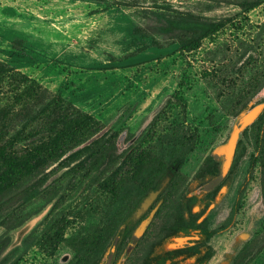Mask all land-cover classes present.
<instances>
[{"label": "rangeland", "instance_id": "374dc122", "mask_svg": "<svg viewBox=\"0 0 264 264\" xmlns=\"http://www.w3.org/2000/svg\"><path fill=\"white\" fill-rule=\"evenodd\" d=\"M114 1L0 0V62L40 84L48 96L68 100L101 128L78 145L72 143L71 149L32 176L28 182L46 176L42 191L10 210L11 218L22 220L60 188L77 187V163L70 159L76 150L100 137L104 142L116 134V140L123 130L129 138L161 104L143 136L135 140L137 145L166 161L190 143L186 163L192 164L212 137L225 142L234 123L243 122L246 113L241 106L259 101L255 98L264 81V0L246 12L237 6L239 0L219 6L215 0H138L137 7L118 6ZM159 2L221 19L224 26L203 39L196 50L180 52L177 44L165 45L160 37L140 29V8ZM21 89L8 78L0 83V110L18 112L0 124V132L8 136L21 132L22 143L44 141L51 134V120L38 113L39 106L25 108L13 102ZM73 193L60 194L49 216L33 230V244L16 264H57L69 252V246L61 243L50 254L47 224L60 216L65 219L63 237L73 241L75 257L96 249L97 240L85 234V227L99 224L108 197L92 185L75 197ZM6 228L0 216V235ZM79 233L83 243L74 241ZM232 237L214 240L216 254L209 264H225L220 258H227ZM247 264H264V250Z\"/></svg>", "mask_w": 264, "mask_h": 264}, {"label": "flooded vegetation", "instance_id": "af4514ba", "mask_svg": "<svg viewBox=\"0 0 264 264\" xmlns=\"http://www.w3.org/2000/svg\"><path fill=\"white\" fill-rule=\"evenodd\" d=\"M256 96L257 104L241 106L245 119L234 123L225 142L212 137L192 164L186 163L190 143L181 149L173 183L165 177L139 201L141 186L100 188L108 197L101 220L85 227L99 252L92 256L90 248L75 259L68 247L57 264H209L216 254L214 240L233 234L228 256L220 261L233 264L243 258L247 264L256 258L264 250V88Z\"/></svg>", "mask_w": 264, "mask_h": 264}, {"label": "trees", "instance_id": "16d2710c", "mask_svg": "<svg viewBox=\"0 0 264 264\" xmlns=\"http://www.w3.org/2000/svg\"><path fill=\"white\" fill-rule=\"evenodd\" d=\"M113 3L125 7L139 5L138 0H115ZM221 3L231 4L233 0H215L216 6ZM260 3L261 0H239L237 6L240 11L246 12ZM138 13L143 20L141 30L160 37L165 45L177 44L180 52L196 50L203 39L214 35L224 26L221 19L172 9L166 2L155 3L153 7H141ZM6 78L17 87L22 86L21 91L14 94L13 102L25 108L39 106L38 113L51 120V134L44 141L22 143L21 132L16 131L10 136L0 132V216L4 223H7L6 230L0 235V264L17 263L20 256L34 242L33 230L49 216L64 191L68 193L73 190L72 196L75 197L88 185L99 189L112 185H135L143 187L136 189L135 200L139 201L161 184L165 177L170 178L168 183L174 182L181 150L174 151L166 161H163L152 157L147 149L137 145L138 141L119 151L114 139L116 134L104 142L100 137L76 150L70 157L73 163H77L76 173L79 176L77 187L67 185L68 188L65 186L60 188L43 206L22 220L11 218L8 214L10 210L32 201L42 191L46 176L42 175L28 182L30 178L51 160L71 149L72 143L78 145L87 134H94L101 128L98 121L87 113H80L68 100L57 95L48 96L40 84L31 82L26 75L0 62V83ZM262 88L264 81L259 83L258 91ZM17 113L12 109H1V126L11 121ZM145 130L146 127L137 140L143 136ZM176 141L177 139L173 143ZM107 169L110 171L102 175ZM46 205H50V208L44 218L21 240H17L16 229ZM59 218L60 220L47 224L46 230L50 232L47 242L52 246L50 254L61 243L75 248L72 241L69 242L63 237L65 219L61 216ZM74 241L83 243L85 241L83 234L79 233ZM97 250L98 246L93 250L92 256L97 255L99 252ZM84 252L85 250L82 254L78 253L75 259H80ZM233 264H244L243 258L235 260Z\"/></svg>", "mask_w": 264, "mask_h": 264}, {"label": "water", "instance_id": "95a60500", "mask_svg": "<svg viewBox=\"0 0 264 264\" xmlns=\"http://www.w3.org/2000/svg\"><path fill=\"white\" fill-rule=\"evenodd\" d=\"M153 114L148 117V119L142 124V126L139 128V130L133 135L131 139H129L127 142L124 143V138L126 134V130H123L116 139V147L119 151H122L123 149L127 148L142 132V130L147 126L149 121L151 120ZM155 192L150 194L148 198L145 199V203L143 206H146L149 204L152 199L155 196ZM50 205L44 206L39 212L31 216L29 219H27L18 229L15 231V237L17 240H21L25 235H27L47 214L49 211ZM60 263L63 261L60 260Z\"/></svg>", "mask_w": 264, "mask_h": 264}]
</instances>
